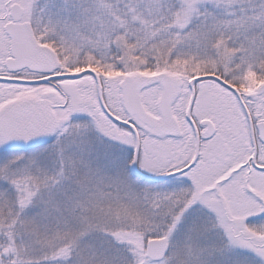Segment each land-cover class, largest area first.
<instances>
[{
	"label": "snow or ice",
	"instance_id": "1",
	"mask_svg": "<svg viewBox=\"0 0 264 264\" xmlns=\"http://www.w3.org/2000/svg\"><path fill=\"white\" fill-rule=\"evenodd\" d=\"M0 264H264V0H0Z\"/></svg>",
	"mask_w": 264,
	"mask_h": 264
}]
</instances>
